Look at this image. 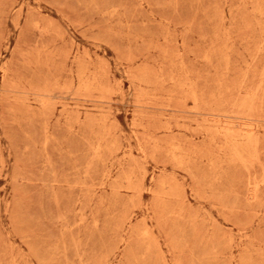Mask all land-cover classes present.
I'll list each match as a JSON object with an SVG mask.
<instances>
[{
    "label": "rangeland",
    "instance_id": "rangeland-1",
    "mask_svg": "<svg viewBox=\"0 0 264 264\" xmlns=\"http://www.w3.org/2000/svg\"><path fill=\"white\" fill-rule=\"evenodd\" d=\"M0 264H264V0H0Z\"/></svg>",
    "mask_w": 264,
    "mask_h": 264
},
{
    "label": "bare ground",
    "instance_id": "bare-ground-1",
    "mask_svg": "<svg viewBox=\"0 0 264 264\" xmlns=\"http://www.w3.org/2000/svg\"><path fill=\"white\" fill-rule=\"evenodd\" d=\"M196 98V97H195ZM247 140V139H246ZM134 187V186H133Z\"/></svg>",
    "mask_w": 264,
    "mask_h": 264
}]
</instances>
